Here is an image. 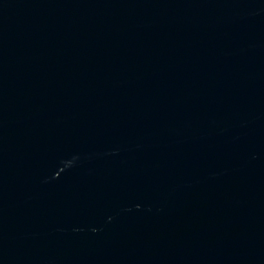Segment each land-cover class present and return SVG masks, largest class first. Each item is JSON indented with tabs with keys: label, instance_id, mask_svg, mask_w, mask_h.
I'll list each match as a JSON object with an SVG mask.
<instances>
[{
	"label": "water",
	"instance_id": "95a60500",
	"mask_svg": "<svg viewBox=\"0 0 264 264\" xmlns=\"http://www.w3.org/2000/svg\"><path fill=\"white\" fill-rule=\"evenodd\" d=\"M0 264H264V0H0Z\"/></svg>",
	"mask_w": 264,
	"mask_h": 264
}]
</instances>
